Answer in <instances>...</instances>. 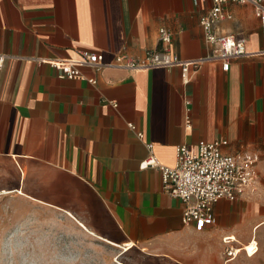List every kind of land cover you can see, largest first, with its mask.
<instances>
[{"label":"crops","instance_id":"crops-1","mask_svg":"<svg viewBox=\"0 0 264 264\" xmlns=\"http://www.w3.org/2000/svg\"><path fill=\"white\" fill-rule=\"evenodd\" d=\"M210 7V0H0V204L15 222L58 214L155 264H225L224 239L237 243L264 225L261 23L249 4L224 5L232 18L219 32L243 38L253 54L223 71L206 60L199 20ZM160 28L171 32L173 53L196 67L82 69L91 85L46 63L81 51L107 63L117 54L141 58L160 49ZM217 140L227 142L223 154L254 160L257 182L246 197L215 203L214 223L199 230L182 223L184 203L166 192L159 170L140 165L151 153L171 168L177 146L193 151Z\"/></svg>","mask_w":264,"mask_h":264},{"label":"built area","instance_id":"built-area-1","mask_svg":"<svg viewBox=\"0 0 264 264\" xmlns=\"http://www.w3.org/2000/svg\"><path fill=\"white\" fill-rule=\"evenodd\" d=\"M197 6L205 0H192ZM249 4L254 8L260 19L264 54V0H210L211 7L199 20L204 43L210 47L207 61L218 62L221 69L227 71L233 60L249 57L253 53L247 51L243 38L232 34H221L218 25L223 20L232 17L224 11L226 3ZM160 49L146 51L141 58H133L126 54H117L112 61H104L102 54L81 51L77 59H52L46 63L58 72L59 77L69 80L86 81L96 84L92 77H85L82 69L98 72L104 68L113 67L127 71H148L154 69H168L180 67L187 71L189 67H196L198 62L181 61L172 51V34L160 28L158 31ZM186 105L188 102L185 103ZM185 125H190L188 117ZM128 128L135 130L132 125ZM139 140L143 139L136 133ZM227 145L226 140L212 143L199 142L196 149L191 151L181 145L175 148L174 165L166 168L158 165L151 156V146L146 145L149 157L140 165L141 169L157 168L161 174L163 188L173 198L184 203L181 221L184 225H195L203 229L214 223L213 206L219 200L234 202L246 197L253 191L257 182L254 170V160L250 157H235L222 153ZM231 239L226 238L224 263L227 264L235 257Z\"/></svg>","mask_w":264,"mask_h":264},{"label":"rangeland","instance_id":"rangeland-1","mask_svg":"<svg viewBox=\"0 0 264 264\" xmlns=\"http://www.w3.org/2000/svg\"><path fill=\"white\" fill-rule=\"evenodd\" d=\"M246 200L255 201V193ZM13 214L8 205L0 204V264H155L139 252L123 253L61 215H36L18 224ZM259 227L250 229L244 240L236 237L232 246L239 255L228 264H264V225Z\"/></svg>","mask_w":264,"mask_h":264},{"label":"bare ground","instance_id":"bare-ground-1","mask_svg":"<svg viewBox=\"0 0 264 264\" xmlns=\"http://www.w3.org/2000/svg\"><path fill=\"white\" fill-rule=\"evenodd\" d=\"M96 238H97V237H96ZM98 239H99V238H98ZM234 239H235V238H234ZM104 242L107 243V244H109L110 246H113V247L116 246V245H114V244H112V243H109V242H107V241H104ZM252 244H254V246H255V243H254V242H252ZM252 244H251V245H252ZM129 247H130V246H128V245H127V247H123V249H124V250H123V253L127 252V251L129 250ZM117 248H118V247H117ZM130 250H131V249H130ZM235 250H236V252H235V256H236V255L239 253V250H237V249H235ZM244 250H245V253H246V249H244ZM128 252H129V251H128ZM255 252H256V249H254L252 255L255 254ZM246 255L249 256L247 253H246Z\"/></svg>","mask_w":264,"mask_h":264}]
</instances>
